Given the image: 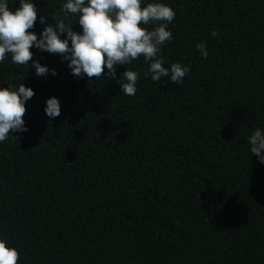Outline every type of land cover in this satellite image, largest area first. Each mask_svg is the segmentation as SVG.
I'll return each instance as SVG.
<instances>
[{
  "label": "trees",
  "instance_id": "obj_1",
  "mask_svg": "<svg viewBox=\"0 0 264 264\" xmlns=\"http://www.w3.org/2000/svg\"><path fill=\"white\" fill-rule=\"evenodd\" d=\"M160 2L176 12L163 66L187 65L182 83L146 77L142 55L116 79L77 78L34 47L55 76L0 62V86L34 90L28 130L0 142V236L18 264H264V163L248 143L264 129V0ZM33 3L26 31L39 35L40 14L62 0ZM125 68L140 73L132 96L117 83ZM53 96L61 112L49 119Z\"/></svg>",
  "mask_w": 264,
  "mask_h": 264
},
{
  "label": "clouds",
  "instance_id": "obj_2",
  "mask_svg": "<svg viewBox=\"0 0 264 264\" xmlns=\"http://www.w3.org/2000/svg\"><path fill=\"white\" fill-rule=\"evenodd\" d=\"M37 14L38 8L33 0H19V7L14 10L10 8L9 0H0V62L5 61L6 54H11L13 64L29 66L31 61L35 75L55 76L54 68L33 58L30 48L34 47L38 52L60 55L77 78L99 79L103 74L116 79L118 65H130L141 55L148 64L144 75H150L152 81L168 77L179 84L190 71L180 62L171 63L170 67L163 66L161 47L173 39L168 25L176 12L160 0L151 3L147 0H62L55 13L40 14L39 23L45 26L39 35L34 30L26 31L34 29ZM70 15L77 17L75 23L68 22ZM77 23L81 26L79 32L73 30ZM149 23L154 25L151 30L145 27ZM211 35H217L215 30ZM196 49L202 57L208 56L206 42H198ZM121 76L123 83H120ZM121 76L117 80L121 92L135 95L140 73L125 68ZM33 95L34 90L24 83L18 87L12 83L7 87L0 86V142H4L10 133L28 130L23 116L26 101ZM60 112L59 99L54 96L47 98L45 115L55 119ZM248 143L251 153L264 163V129L256 128L248 137ZM19 257L18 249L9 239L0 236V264H18Z\"/></svg>",
  "mask_w": 264,
  "mask_h": 264
}]
</instances>
